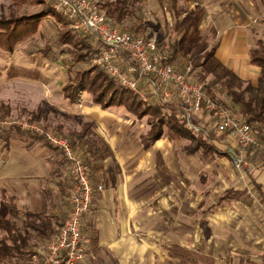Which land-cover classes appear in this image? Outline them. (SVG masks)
<instances>
[{"label": "crops", "instance_id": "obj_1", "mask_svg": "<svg viewBox=\"0 0 264 264\" xmlns=\"http://www.w3.org/2000/svg\"><path fill=\"white\" fill-rule=\"evenodd\" d=\"M170 1L177 27H183L166 32L167 43L170 37L178 43L172 60L177 69L189 65L181 50H196L190 42L197 40L200 53L216 47L226 67L257 84L260 68L250 63L249 50L264 35V0ZM158 2L164 13L168 2ZM82 100L84 93L74 103ZM87 104L78 107L84 119L79 131L85 127L86 133L77 149L104 190L95 193L94 212L85 217L83 229L91 242L87 257L78 264H264L263 153L254 155V167L250 164L251 171L242 174L227 155L188 152L187 138L169 134L151 143L150 125L131 112L115 113L114 106L92 100ZM24 140L34 145V139ZM24 166L23 174L41 175L42 170ZM43 167L50 168V210L63 222L68 162L50 147ZM206 171L212 179L206 180ZM232 189V197H222ZM22 190L20 208L42 209L33 199L38 190ZM242 191L251 193L250 198H238Z\"/></svg>", "mask_w": 264, "mask_h": 264}, {"label": "rangeland", "instance_id": "obj_2", "mask_svg": "<svg viewBox=\"0 0 264 264\" xmlns=\"http://www.w3.org/2000/svg\"><path fill=\"white\" fill-rule=\"evenodd\" d=\"M96 1L105 11L106 3L111 0ZM165 1L168 2V8L163 13L159 8L158 0H133L132 7L134 9V15L125 25H128V27L132 25L135 28L143 25L146 30L144 32H137L138 34L144 37H156L160 46L170 44L165 40L166 37H169V32H176L178 28L181 31L183 27H177V19L173 15V10L169 7V2L171 1ZM45 8L47 9L49 7L42 0H38L37 3L26 2L25 4L13 3L11 0H0V18H14L16 16L29 17L40 14ZM36 20L37 24L32 25L33 28L30 29V33L25 35L13 50L5 46H0V110L5 109L7 111L6 116L0 118V211L3 214L6 213V202L4 203L3 193L14 195L16 199L18 198V202H16L21 205L19 197L22 196V188L26 186L29 189L34 188L36 191L38 190V193L33 194V199H36V202H41L39 204L42 209H50V168L48 171L44 167L43 169L41 168L48 155H50V148L43 144L41 140L35 139L33 137L35 134L23 129L21 124L37 123L46 128V130L55 131L67 137L77 149V133L81 121L84 120L79 115V104L88 105L87 101L89 102L90 100L93 102V97L88 93H84L85 101L70 103L63 90V86L69 80L68 68L71 66L73 60L69 50L73 47L72 42L78 35L71 33L66 39H61L60 30L62 29V25L54 15H45L36 18ZM191 22V25L196 27V22H193V20ZM117 25L122 29H126L125 26ZM14 38H19V35L16 34ZM172 41L174 42L173 39ZM195 42L190 43L195 45L196 50H191L189 49L190 47L186 48L185 51L181 50L184 53L182 60H186L191 67L192 64L202 59V53H200L202 50L198 49V45L201 43L197 40ZM48 47V57H44L43 54ZM77 66H86V64L81 63ZM75 70L76 68L72 70L73 74H75ZM196 72L197 70L192 75L195 79H197ZM209 78L212 79L213 76ZM222 98L226 101L225 97ZM140 99L145 104L156 105L152 100H144L141 97ZM228 103L230 104L231 110L236 113L237 109L234 103L230 101ZM144 106L142 105L138 112L131 114L134 115L135 119H141L147 125L151 126V121L155 117L154 115L140 117L139 112ZM159 109L162 113H166V108L162 109L159 107ZM111 110L115 113L125 112L130 115L124 107L114 106ZM11 128L14 129L15 136L13 135L14 137L12 136L8 144H6L5 137L2 134L8 133L9 131L7 129ZM166 134H169L168 131H166ZM254 134L256 135L257 142L250 146V152L248 154H252V156H248L252 168L255 165L254 161L257 160L254 155H258V153L264 154V142L259 138L258 131H255ZM24 139L27 141L34 139V145H28ZM50 147L52 146L50 145ZM251 148L252 150H250ZM216 149L218 150L214 153H210V151L203 148L202 151L205 150L206 155L224 154L230 157L229 154L225 153L223 144L218 145ZM231 162L233 164L232 160ZM24 165L27 166V170L33 169L34 167L40 169V171L42 170L41 175L38 178H33L32 173L23 174ZM233 166L235 167L234 164ZM235 169L238 170L236 167ZM67 171L69 172L70 178L67 174L68 182H64L69 185L72 179L70 170L67 169ZM238 171L245 174L246 172H250L251 169ZM210 179H212V174L206 171V180ZM245 192L242 191L241 195L237 193V197L239 198L241 196V199L244 201L246 200L244 198L245 195L250 198L251 193L248 192L245 194ZM63 193L65 195L67 194L66 189ZM232 195L233 189L225 192L222 197L230 198ZM26 199H28L27 203L29 204L33 201L32 198ZM13 203L9 202L6 204L12 205ZM19 223L21 224V221ZM3 234L4 232L0 229V235Z\"/></svg>", "mask_w": 264, "mask_h": 264}, {"label": "built area", "instance_id": "obj_3", "mask_svg": "<svg viewBox=\"0 0 264 264\" xmlns=\"http://www.w3.org/2000/svg\"><path fill=\"white\" fill-rule=\"evenodd\" d=\"M42 1L56 14L68 19L75 32L96 37L94 66L162 109L176 100L190 128L206 134L211 131L224 133L225 153L230 155L235 167L241 171L250 168L249 148L257 142L251 126L242 116L213 100L205 91V82L190 75V65L185 70L173 65L171 45L160 46L156 37H144L122 29L96 0ZM21 125L60 150L68 162L72 179L66 187L68 210L62 226L38 246L30 264H78L87 257L91 242L83 229L84 220L93 214L94 195L103 191L104 185L94 181L87 159L67 137L37 123Z\"/></svg>", "mask_w": 264, "mask_h": 264}, {"label": "trees", "instance_id": "obj_4", "mask_svg": "<svg viewBox=\"0 0 264 264\" xmlns=\"http://www.w3.org/2000/svg\"><path fill=\"white\" fill-rule=\"evenodd\" d=\"M11 1L17 4L38 2V0ZM132 1H108L105 5L106 15L114 23L125 26L131 33L144 32L146 28L143 25L136 28L132 25L130 27L125 25L134 15ZM158 1L162 2V0ZM172 2L174 4L175 0ZM45 15H54L62 25L61 39H66L71 33L78 35L72 42L73 47L69 50L73 60L68 68L69 80L63 86L69 102L74 103L80 99L82 93H88L93 97L95 104L106 108L112 106L125 107L129 112L136 113L142 105H145L139 112L140 117L155 116L147 134L151 143L164 137L166 131L172 137L187 138L189 143L186 150L191 153L202 148L214 153L218 150L216 147L224 143L226 137L224 133L211 131L206 134L204 131L195 132L194 129L190 128L187 121L181 116V109L176 105V100L175 103L165 107L166 113L164 114L160 111V106L145 104L131 89L115 82L109 73L94 66L92 61L96 55V37L75 32L70 27L68 19L59 16L49 8L43 9L38 15L29 17L0 18V46L13 50L16 44L30 33V29L33 28L32 25L37 24L36 18ZM15 33L19 35V38H14ZM170 38L172 61L177 52L178 43L173 42ZM48 50L49 47L45 49L44 57H48ZM249 57L250 63L260 68L257 84L245 81L232 69L226 67L216 56V47L207 49L202 53V59L192 64L190 75L192 76L193 72L197 70V80L205 82L206 93L220 105L231 110L230 104L224 101L222 97L233 102L237 109L236 114L247 121L253 132L258 131L259 138L264 142V35L257 39L256 44L250 48ZM81 63L86 64V66H77ZM75 68V74H73L72 70ZM210 76L213 78L210 79ZM4 110H0V118L6 116L7 111ZM7 130L9 132L2 135L9 142L14 135V129ZM85 133L86 128L84 127L82 131L77 133V139L83 138ZM33 137L44 141L50 148L49 143L42 136L33 135ZM2 196L4 203H14L12 205L5 203V214L0 211V229L4 232L3 235H0V264H30V258L36 247L40 243H45L59 231L62 226L61 217L50 209L20 208L14 195L3 193Z\"/></svg>", "mask_w": 264, "mask_h": 264}]
</instances>
